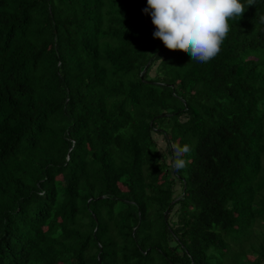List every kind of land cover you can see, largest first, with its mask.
<instances>
[{"label": "trees", "instance_id": "16d2710c", "mask_svg": "<svg viewBox=\"0 0 264 264\" xmlns=\"http://www.w3.org/2000/svg\"><path fill=\"white\" fill-rule=\"evenodd\" d=\"M241 2L198 63L146 0H0V264H264V0Z\"/></svg>", "mask_w": 264, "mask_h": 264}, {"label": "clouds", "instance_id": "9594fccd", "mask_svg": "<svg viewBox=\"0 0 264 264\" xmlns=\"http://www.w3.org/2000/svg\"><path fill=\"white\" fill-rule=\"evenodd\" d=\"M143 10L150 15L158 39L169 51H184L190 60L207 63L222 50L231 30L230 21H238L246 11L241 0H146ZM255 0H246L251 6ZM264 22V16L261 17ZM192 152L188 144L171 145L169 163L173 171L187 167L184 158Z\"/></svg>", "mask_w": 264, "mask_h": 264}, {"label": "rangeland", "instance_id": "374dc122", "mask_svg": "<svg viewBox=\"0 0 264 264\" xmlns=\"http://www.w3.org/2000/svg\"><path fill=\"white\" fill-rule=\"evenodd\" d=\"M159 143H160V146L161 147H163V143H162V141L159 139ZM174 189H175V191L178 193V191H179V187H178V185L176 184V185H174ZM250 258V257H249Z\"/></svg>", "mask_w": 264, "mask_h": 264}]
</instances>
